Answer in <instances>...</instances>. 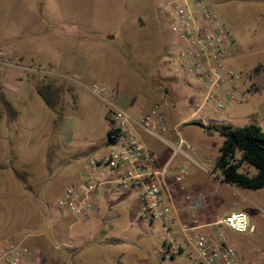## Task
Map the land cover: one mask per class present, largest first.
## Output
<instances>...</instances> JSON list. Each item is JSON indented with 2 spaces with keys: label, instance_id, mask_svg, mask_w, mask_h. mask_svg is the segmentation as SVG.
<instances>
[{
  "label": "rangeland",
  "instance_id": "1",
  "mask_svg": "<svg viewBox=\"0 0 264 264\" xmlns=\"http://www.w3.org/2000/svg\"><path fill=\"white\" fill-rule=\"evenodd\" d=\"M162 2L0 0V48L12 50L18 46L26 50L28 41L18 38L19 34H46L49 38L35 44L40 59L44 60L38 61L40 64L36 67L52 68L46 73L48 81L66 88V98L60 106L65 113L64 131L59 139L52 121L54 112L40 101L34 104L31 157L36 177L47 178L50 166L59 174L58 179L62 172L76 174L90 157L111 149L107 142V131L112 126L110 101L135 117L148 114L154 104L160 102L163 103L161 113L170 129L177 127L196 150V153L188 151L189 156L206 168L177 153L169 144L177 139L173 136L170 140L169 132L157 131L160 137L168 138L167 143L144 128L136 127L134 134L156 155L161 166L169 165L168 182L175 191L177 207L184 210L193 200L201 199L204 206L197 213L206 221L215 220L229 207H232L230 211H246L256 231L238 234L229 230V241L238 247L264 243V187L244 188L224 183L221 172L215 168L216 156L224 142L219 127L255 123L264 130V69L257 78L260 86L254 81L255 67L264 64V0H211L235 40L230 61L243 73L248 88L237 104L225 110L208 107L200 115H194V102L203 89L194 74L187 68H178L172 63L170 68L165 64L164 39L172 37V33L169 21L160 10ZM117 34H137V37L129 47ZM120 49L127 53L120 54ZM64 58L74 62L83 59L87 62V65L84 63L86 69L76 72L79 68L73 63L66 67L60 65ZM62 76H67L68 80ZM69 78L75 79L74 87L68 86L73 83ZM115 80L121 84L117 95L112 88ZM94 84L106 88L108 100L92 92ZM165 85L174 91L171 98L163 89ZM131 94L132 104L129 102ZM55 141L59 144L53 147ZM48 152L51 153L49 160ZM182 167L187 169V175L182 182H176L175 176ZM240 170L250 175L257 172V168L247 162ZM66 184L67 181L58 184L56 191H48L47 199L54 204V209ZM102 194L98 210L76 220L70 229L76 247L93 253L104 248L113 250L108 254L116 260L104 259L109 264L135 260L143 264H178L177 260L161 256L164 232L160 223L132 214L136 190L104 189ZM0 216V242H4L19 220L12 212ZM30 264L37 263L31 261Z\"/></svg>",
  "mask_w": 264,
  "mask_h": 264
},
{
  "label": "built area",
  "instance_id": "2",
  "mask_svg": "<svg viewBox=\"0 0 264 264\" xmlns=\"http://www.w3.org/2000/svg\"><path fill=\"white\" fill-rule=\"evenodd\" d=\"M169 21L172 33L170 53L173 64L187 68L203 89L194 102V115L206 108L225 110L237 104L246 89L242 72L231 64L235 40L211 0H163L160 7ZM11 50L0 48V60L9 57ZM92 92L107 99L105 87L94 84ZM108 100V99H107ZM112 120V146L104 154L92 156L85 166L67 183L57 201L59 209L74 217L75 221L96 211L103 190H136L135 215L151 222H159L164 232L161 256L177 260L178 264H264V245L238 247L229 241L228 231L238 234L256 231L246 211L233 210L213 220H203L197 210L203 208L201 199L193 200L181 210L175 201V191L168 182L169 165L160 166L156 155L135 134L136 127L149 133H168L177 141L172 145L197 166L205 168L188 151L195 148L180 134L171 130L161 113L163 103H155L148 114L135 117L109 102ZM206 123V122H205ZM174 134V135H173ZM206 169V168H205ZM187 169L182 167L175 176L182 182ZM180 210V211H179ZM35 249L24 239L0 242V264H30ZM124 264H143L139 261Z\"/></svg>",
  "mask_w": 264,
  "mask_h": 264
},
{
  "label": "crops",
  "instance_id": "3",
  "mask_svg": "<svg viewBox=\"0 0 264 264\" xmlns=\"http://www.w3.org/2000/svg\"><path fill=\"white\" fill-rule=\"evenodd\" d=\"M45 36L46 34H27L25 36L19 34L18 38H26L25 42L28 41V48L25 50L16 46L17 49H12L9 57L0 60V215L8 214V212L16 214L14 217L19 222L16 228L11 229L9 239H24L30 245L32 243V247L35 249L32 262L37 264H109L104 259L111 257L110 260H116L113 255L108 254L113 250L104 248L93 253V251L84 252L82 248L76 247L74 239L70 235V229L76 222L74 217L59 209L58 206L54 209L52 206L54 204L47 199L49 198V190L56 191L58 184L65 181L69 183L76 174L71 171L62 172L60 174L61 179H58L57 175L59 174L55 173L50 166V175L45 179H41L36 177V169H33L31 156L34 148H32L31 143L34 138L31 134L35 131V126L32 123V118H35L34 104L40 101V103H44L47 110L54 112L52 121L58 139L64 131L65 113L60 106L66 98V88L57 85L53 81H48V74L46 73H50L52 68L42 69L36 67V64H40L38 61L43 60V58L40 59L35 44L40 39L49 38ZM136 37L137 34H117V38L124 40L129 47L133 45ZM171 40L172 37L164 39L166 46L163 51L164 58H166L165 64L166 66L170 65V68L172 67L171 63L173 64L170 53ZM126 53L127 50L120 49V54ZM132 53L133 50L129 54ZM76 62L64 58L61 60L62 64L60 65L66 67L73 63L76 65L75 68H79L76 72L86 69L84 67V63L87 65L86 61L76 59ZM259 74L254 77V81L258 85L257 78ZM62 77L68 80L67 76ZM69 80L73 83L68 86L74 87L75 79L69 78ZM38 86L42 87V94L44 95L39 92ZM120 86L119 80L112 82L115 95L118 94ZM169 88L165 85L163 89L166 95L171 98L174 91ZM158 89L163 91L161 87H158ZM45 97L50 100L52 107L46 102ZM132 100L131 94L129 99L131 104ZM47 118L51 120L49 116ZM57 120L59 121L57 122ZM58 144L55 141L52 146ZM50 154L48 152V160L51 159ZM157 162L161 166L158 158ZM85 164L80 165L78 171ZM14 166L22 169L26 168L31 189L26 188L16 176L13 170ZM62 179L63 182H61ZM37 181L41 182V185H38ZM60 192L62 195L63 190ZM61 195H59V198ZM101 197L97 201L96 211L102 199ZM137 201L136 195L132 214L136 212ZM230 210H232V207H229L221 215H217L216 219L224 216ZM0 238L2 239V237ZM39 239H42L43 242L41 243ZM255 245L260 246L264 243H255ZM42 253L43 255H41Z\"/></svg>",
  "mask_w": 264,
  "mask_h": 264
},
{
  "label": "trees",
  "instance_id": "4",
  "mask_svg": "<svg viewBox=\"0 0 264 264\" xmlns=\"http://www.w3.org/2000/svg\"><path fill=\"white\" fill-rule=\"evenodd\" d=\"M264 69V64L255 67V75ZM254 86V84H252ZM42 94V87L37 88ZM44 95V94H42ZM44 97V96H43ZM46 102L52 107L50 100ZM218 131L224 135V142L220 153L215 159V168L221 172V180L230 185L244 188L264 187V130L255 123L242 127L223 125ZM112 127L107 132V142L113 140ZM240 151V156H238ZM247 162L257 168L254 175L241 171L242 165ZM16 176L23 182L26 188L31 189L26 168L13 167Z\"/></svg>",
  "mask_w": 264,
  "mask_h": 264
}]
</instances>
